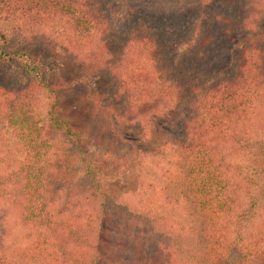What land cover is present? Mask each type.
Segmentation results:
<instances>
[{"label": "trees", "instance_id": "trees-1", "mask_svg": "<svg viewBox=\"0 0 264 264\" xmlns=\"http://www.w3.org/2000/svg\"><path fill=\"white\" fill-rule=\"evenodd\" d=\"M109 1L0 0V64L13 62L28 78L21 89L0 87V113L21 151L28 155L24 148H30L32 156L4 181L11 204L20 209L27 243L2 247L0 264H174L168 243L145 240L140 227L133 234L140 216L119 204L84 155L78 128L63 116L62 84L49 83L44 57L31 50L4 52L24 36L63 47L66 66L82 65L84 80L108 70L115 98L124 103L120 120L138 128L142 140L135 145L110 123L99 130V136L108 134L110 146L98 156L108 164L104 157L124 153L127 172L137 173L131 195L138 199L146 183L150 202L168 200L194 224L187 264H264V43L262 48L251 38L233 76L210 87L194 78L184 82L176 69L187 78L219 67L239 36L258 30L264 13L242 8L233 16L221 11L223 0H202L193 22L180 0L178 9L167 0L166 9L160 0H132L131 13L145 20L115 36ZM14 21L20 22L16 28ZM114 37L121 43L117 50ZM187 46L196 48L194 57L177 65L175 51ZM162 120L180 135L161 132ZM44 124L61 133L59 146L43 139ZM72 147L79 151V176L66 170L48 177L54 161L68 164ZM158 156L169 157L162 178L147 168ZM241 162L260 176L255 192L245 184Z\"/></svg>", "mask_w": 264, "mask_h": 264}, {"label": "rangeland", "instance_id": "rangeland-1", "mask_svg": "<svg viewBox=\"0 0 264 264\" xmlns=\"http://www.w3.org/2000/svg\"><path fill=\"white\" fill-rule=\"evenodd\" d=\"M166 0H160V3L165 5ZM170 2L169 8H179L176 5L177 0H167ZM202 0H180L181 7L188 9L192 14L190 18H193V22L197 20L198 7L196 3L201 7ZM132 0H110L109 9L112 16V30L115 36H119V33L126 28L127 24H134L138 22H144V17H139L131 13L129 9ZM134 2V0H133ZM134 5V3H133ZM221 11H232L233 16L240 14L242 8H246L247 11H254L256 13L263 14L264 7L260 0H223L219 3ZM182 10V8H181ZM182 10V11H183ZM264 16L262 21L258 23L257 31L254 33L239 36L238 41L233 44L232 47H226L227 55L224 56L223 63L216 68L209 69L198 75V73L190 72L187 78L181 73V69L177 66V75L184 82H188L190 78H194L198 83L203 86L210 87L213 84L226 80L233 76L235 68L237 66L239 55L244 46L250 43L251 38H257L259 45L263 48L264 43ZM187 22V18H186ZM19 21H14L11 26L15 28L19 26ZM114 36V35H113ZM188 39L191 37L187 34ZM33 37L24 36L18 39V41H10L3 50L5 53L16 54L22 50H31L34 54H39L44 57L45 64L47 65L46 78L49 83L56 85L62 84L59 96L61 98L62 110L64 113V119L71 123L72 126L78 128L75 129L81 138V148L88 160L95 166V170L101 177L106 188L112 192L119 204H125L133 213H137L138 219L134 224L132 232L137 233L138 228L142 229L145 236V240L165 241L171 247L173 254L172 260L174 264H187L185 252L190 248V243L194 237V224L190 223L183 215V212L174 203L168 200H161L159 204H153L149 201V194L146 187L141 190V197L138 195V199H135L132 194L134 187L136 186L135 179L137 173L127 172L122 160V154L115 153L114 159L107 160L108 164L102 162L103 158L98 156V152H102L108 146H110L108 140V134L104 133L103 136H99V130L101 127L110 126V123H117L118 127H114V130L120 132V134L131 140L135 145H140L142 140V132L131 125H128L124 121L120 120L119 115L124 110V103L115 98L117 95V87L111 82L108 70H103L94 75H89L84 80V73L82 71V65L66 66L63 61L65 56V49L51 41L47 43L45 39L39 37L35 42H31ZM114 48L119 49L121 43L114 37ZM228 46V45H227ZM259 46V47H260ZM196 48L194 46H187L180 48V54L175 51L173 56H176V64L178 62L186 61L188 58L192 59L194 54L192 52ZM195 62V61H193ZM183 76V77H182ZM186 78V79H183ZM28 84V78L24 75V71L18 65L13 62L7 64H0V87L9 89H21ZM64 86H66L64 88ZM1 92V90H0ZM88 95V96H87ZM13 100V99H12ZM186 109H189V102L186 99ZM48 108V106H46ZM46 109H43L45 114ZM165 123V124H164ZM162 124L161 132H165L168 136H179L180 130L175 128L171 129V122L169 120L160 121ZM41 126V125H40ZM43 125L44 133L43 139H51L58 146L63 141V136L60 132L55 131L53 128ZM100 140H106L102 145ZM162 141L161 143H163ZM160 143V144H161ZM20 139L13 132V127L10 126L8 117L4 113H0V251L1 248L12 247L17 244H26L27 240L24 239L26 230L19 223L21 218L19 217V211L11 204V200L8 197L9 188L6 189L4 181L9 177L8 174L11 171H18L22 166V162L30 161V148H24L28 150V155L21 151L19 146ZM159 144V145H160ZM161 148V147H160ZM78 148L72 147L68 155V164L63 165L60 162L54 161L55 168L50 167L46 170V174L50 178H58L59 172H67L75 177L79 176L77 170L81 169V164H78L79 151ZM169 157L162 158L157 157L155 162H147V168L151 172H156L163 177V171H167L169 167ZM244 167L245 184L249 185L253 192H255V181L257 180L256 172L253 171V166L246 162L240 164ZM256 170V169H255ZM52 172V173H49ZM143 176L146 178L144 173ZM128 174V175H125ZM260 177V176H259ZM147 180H151L153 176L147 177ZM152 182V181H151ZM160 185V183H158ZM246 193H244V196ZM249 195H246L245 203L249 202ZM151 235V236H150ZM149 236V237H147ZM134 243V241H132ZM180 246V247H179ZM6 250V249H5ZM8 253V251L6 252ZM231 263L233 261L231 260ZM230 263V264H231Z\"/></svg>", "mask_w": 264, "mask_h": 264}]
</instances>
